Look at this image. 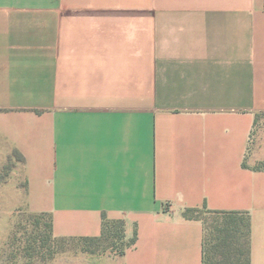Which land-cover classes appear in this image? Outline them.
<instances>
[{
    "label": "crops",
    "instance_id": "1",
    "mask_svg": "<svg viewBox=\"0 0 264 264\" xmlns=\"http://www.w3.org/2000/svg\"><path fill=\"white\" fill-rule=\"evenodd\" d=\"M0 180L54 238L136 240L40 264H202L204 223L248 215L264 264V0H0Z\"/></svg>",
    "mask_w": 264,
    "mask_h": 264
},
{
    "label": "trees",
    "instance_id": "2",
    "mask_svg": "<svg viewBox=\"0 0 264 264\" xmlns=\"http://www.w3.org/2000/svg\"><path fill=\"white\" fill-rule=\"evenodd\" d=\"M262 162L257 165V168H262ZM192 212H197L194 209H187L184 211V217H195ZM214 217L210 220L211 231L206 235L205 221L204 223V237L202 244V264H250L249 260V234H250V220L247 214L238 212L226 211H206ZM198 217V216H197ZM36 224H39L40 219H46L45 222V241L49 243L46 251H38L40 262H47L51 260L59 251L56 242L59 240H66L64 238H54L52 236L51 217L46 213L32 214ZM114 237V241L110 243L111 247H116L118 253H123L128 247L133 245L136 240V235L126 240L124 235V223L122 220H109L102 215L101 233L96 237H82L91 242H99L101 240H108ZM33 241H36L34 238ZM87 251V250H86ZM94 253V251H90Z\"/></svg>",
    "mask_w": 264,
    "mask_h": 264
},
{
    "label": "rangeland",
    "instance_id": "3",
    "mask_svg": "<svg viewBox=\"0 0 264 264\" xmlns=\"http://www.w3.org/2000/svg\"><path fill=\"white\" fill-rule=\"evenodd\" d=\"M19 161V157L10 156L0 170V180L11 179L15 174L13 168ZM264 167V162H262ZM11 201L0 199V264H40L38 251H46L49 243L45 241V222L41 218L39 224H36L31 213L24 207L8 209ZM194 216L201 217L205 221L206 235L210 233V220L214 217L206 211L200 210L191 213ZM34 238L36 241H33ZM114 237L108 240L91 242L81 239L59 240L55 245L60 249L54 257L62 253H80L93 255L106 252H116V247H111L110 243ZM87 250V251H86ZM90 251H94L91 253ZM53 257V258H54Z\"/></svg>",
    "mask_w": 264,
    "mask_h": 264
}]
</instances>
